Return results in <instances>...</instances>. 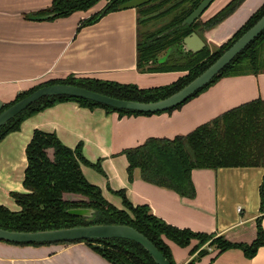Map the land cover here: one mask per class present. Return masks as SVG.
Here are the masks:
<instances>
[{
	"label": "crops",
	"instance_id": "crops-1",
	"mask_svg": "<svg viewBox=\"0 0 264 264\" xmlns=\"http://www.w3.org/2000/svg\"><path fill=\"white\" fill-rule=\"evenodd\" d=\"M229 1L214 0L200 20H208ZM52 2L0 0V104L10 102L37 82L68 75L152 88L170 84L185 74L181 71L147 73L137 69L136 8L110 12L79 31L82 11L55 20L24 19L17 26L18 14L25 18L49 8ZM263 2L243 0L222 22L197 31L204 45L195 53L216 50ZM7 18L12 21L5 25L2 20ZM256 99L264 100V73L221 77L180 107L149 115L121 116L102 107H82L71 100L57 103L27 118L19 131L0 141V206L19 210L12 193L25 192L26 148L34 131L39 129L55 133L70 148L80 144L84 157L100 164L103 172L87 165L81 169L86 179L101 189L105 199L117 196L112 191L124 190L133 205H148L151 213L167 224L220 236L232 243L250 244L256 238L258 218L264 233V206L260 201L262 166L193 169L195 196L188 198L143 181L138 169L129 181L127 161L121 151L143 143L148 137L172 138L187 134L221 113ZM115 207L121 208L122 202ZM166 243L175 264L196 259L198 264H208L212 258L214 264H221L220 260L233 250L218 254L212 249L207 256L198 258L197 251L190 253L196 240L186 247L170 240ZM237 250L223 264H264V245L251 258ZM239 259L244 263H237ZM0 264L111 263L84 242L16 245L0 241Z\"/></svg>",
	"mask_w": 264,
	"mask_h": 264
},
{
	"label": "trees",
	"instance_id": "trees-1",
	"mask_svg": "<svg viewBox=\"0 0 264 264\" xmlns=\"http://www.w3.org/2000/svg\"><path fill=\"white\" fill-rule=\"evenodd\" d=\"M100 0H53L49 8L33 12L29 20H55L77 11H86ZM129 0H109L99 12L79 22L77 31L96 23L104 15L117 11L118 5ZM171 0H152L136 8L137 44L136 66L141 72L181 71L184 75L170 84L139 88L135 84L118 83L91 77L68 75L62 79H51L18 94L10 102L0 104V113L16 102L27 97L41 87L63 83L82 87L110 97L139 102H153L168 97L181 89L211 65L263 14L264 2L253 12L245 23L220 47L210 52L203 49L198 53L185 52L181 41L192 32L210 29L222 22L243 2L231 0L208 20H195L190 25L182 21L197 7L201 0H177L165 11H155ZM171 11L175 13L167 23L149 30V23ZM55 14L43 18V16ZM171 16V15H170ZM156 24H158L156 22ZM154 24V25H156ZM174 48L181 57L190 58V63L165 65L158 62V56ZM166 62V60L164 61ZM264 73V30L244 48L221 72L202 90L224 76ZM75 101L80 106L92 109L102 107L119 115H149L133 110L115 109L91 100L57 95L44 97L0 127V141L12 132L19 131L22 123L32 115L60 102ZM183 102L182 104H184ZM182 104L170 108L171 111ZM165 112V111H164ZM160 113V112H156ZM127 161L129 181L135 169L143 181L171 189L180 196L193 198L195 188L191 180L193 169H217L223 167L262 166L264 168V100L256 99L221 113L184 135L167 137H148L134 147L121 151ZM27 167L24 175L25 192H13L12 197L19 206L13 211L0 206V228L11 231H41L62 229L74 226L121 224L128 225L147 237L170 261L175 264L166 240L180 247L190 245L192 240L201 244L212 235L193 232L167 224L151 213L146 204L133 205L124 190L112 191L120 196L122 208L115 207L102 195L101 189L89 182L82 173L81 166L87 165L103 172L99 163H91L83 153L80 144L74 148L66 146L53 132L35 130L26 148ZM263 185L260 186L261 206H264ZM86 207L95 210L94 218L88 220L67 212L71 208ZM256 238L250 243H232L216 236L218 254L229 249H239L245 257L251 258L259 247L264 245V233L260 219L256 220ZM84 242L111 264H156L148 252L133 240L123 238L83 239L59 243ZM16 245H45L50 243H11ZM197 247L191 249L193 254ZM201 256H203L201 254ZM190 260L187 264H193ZM209 264H213L210 262Z\"/></svg>",
	"mask_w": 264,
	"mask_h": 264
},
{
	"label": "water",
	"instance_id": "water-1",
	"mask_svg": "<svg viewBox=\"0 0 264 264\" xmlns=\"http://www.w3.org/2000/svg\"><path fill=\"white\" fill-rule=\"evenodd\" d=\"M152 0H129L118 5V10L134 9ZM214 0H201L197 7L182 21V25H190L199 19L204 11ZM50 14L43 16L48 18ZM264 30V14L246 30L227 50H225L211 65H209L198 76L188 82L173 94L153 102H139L118 99L100 94L82 87L71 84H53L39 88L27 97L16 102L0 113V127L15 116L26 110L41 98L57 95H67L94 101L115 109L133 110L141 113L164 112L174 108L194 93L206 86L221 70H223L248 44H250ZM204 43L196 32H192L181 41L185 52L195 53L203 47ZM68 213L81 216L88 220L94 218L95 210L86 207L71 208ZM123 238L133 240L140 244L155 261L156 264H171L163 253L142 233L131 226L121 224H102L74 226L62 229L41 231H11L0 228V241L11 243H50L69 242L83 239H110Z\"/></svg>",
	"mask_w": 264,
	"mask_h": 264
},
{
	"label": "rangeland",
	"instance_id": "rangeland-1",
	"mask_svg": "<svg viewBox=\"0 0 264 264\" xmlns=\"http://www.w3.org/2000/svg\"><path fill=\"white\" fill-rule=\"evenodd\" d=\"M176 2H177V0H171L168 3L161 5L155 11V13L158 14V13H161V12L165 11L167 8H169L170 6L174 5ZM108 3H109V0H100L94 6H92L91 8H89L88 10L82 11L83 12L82 13L83 14V18H81L80 21L85 20L89 16H91L92 14H95V13L101 11ZM174 13H175L174 11H171V12L165 14V15H162V16L158 17V19H156V21L150 22L149 25H148L149 26V30H154L157 27L159 28V26L163 25L164 23H167L170 20V18L172 17V14H174ZM18 15L20 16V18L18 19V25L17 26H20V22H22L24 19H28V18L27 17L24 18V16H22V14H18ZM11 21L12 20H9L8 18L2 20L3 24H5V25L6 24H9V22L11 24ZM156 22L158 24H156ZM12 24H14V23H12ZM154 24H156V25H154ZM165 60H166V62H164ZM158 62H162L165 65L166 64L167 65H175V64L176 65H180V64H185L187 62L190 63L191 62V59L190 58L188 59L186 57H181V55L174 48H171L170 50H168L167 53H163V54H161V55L158 56ZM44 82H46V81L37 82L36 85H38L40 83H44ZM117 196H110L109 198H106V199H108L114 206H120L121 198H120V196L119 197H117ZM215 237L216 236L212 235V237H211L210 240H207V241H205L202 244L199 241L196 240L197 243H196L195 247H197V250H196L197 251V254L196 255H198V258L203 257V256H207L211 252L212 249L215 250V251H217V247L218 246H217L216 242L213 241V239ZM236 250L237 249H233L232 251H229L230 253H227L223 257V259L220 260L221 264H223V261L226 258H228V257L233 258L234 255L237 254ZM201 254L203 256H201ZM197 261H198V259L194 260V263L193 264H198ZM210 262H213V264H214V259L213 258L210 259L209 260V263ZM237 263H244V261H243V259H239V260H237Z\"/></svg>",
	"mask_w": 264,
	"mask_h": 264
}]
</instances>
